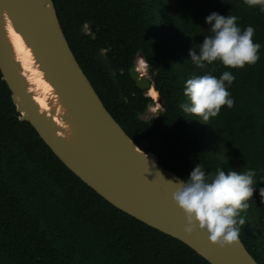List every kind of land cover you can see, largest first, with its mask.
<instances>
[{
  "label": "trees",
  "instance_id": "1",
  "mask_svg": "<svg viewBox=\"0 0 264 264\" xmlns=\"http://www.w3.org/2000/svg\"><path fill=\"white\" fill-rule=\"evenodd\" d=\"M84 74L132 141L149 142L160 165L185 178L199 163L256 170L240 240L264 264V13L243 0H53ZM255 29L260 59L244 68L219 61L195 67L188 50L209 35L211 12ZM146 63L162 109L142 119L153 99L129 75ZM205 71L235 76L223 106L207 123L184 113V83ZM0 73V264H209L186 244L114 207L75 176L19 119Z\"/></svg>",
  "mask_w": 264,
  "mask_h": 264
},
{
  "label": "water",
  "instance_id": "2",
  "mask_svg": "<svg viewBox=\"0 0 264 264\" xmlns=\"http://www.w3.org/2000/svg\"><path fill=\"white\" fill-rule=\"evenodd\" d=\"M6 19L30 48L61 112L52 99L48 111L34 100L7 36ZM0 73L19 119L28 122L75 176L114 207L180 240L209 264H258L240 238L220 248L199 228L183 230L184 214L171 199L174 186L169 182L180 177L145 152L149 142L132 141L105 108L69 47L53 0H0ZM129 75L140 90L155 89L137 67H131ZM157 102L162 109L159 97Z\"/></svg>",
  "mask_w": 264,
  "mask_h": 264
},
{
  "label": "clouds",
  "instance_id": "3",
  "mask_svg": "<svg viewBox=\"0 0 264 264\" xmlns=\"http://www.w3.org/2000/svg\"><path fill=\"white\" fill-rule=\"evenodd\" d=\"M249 8H257L264 13V0H243ZM239 17L221 15L215 11L205 17L209 35H204L201 43L188 50L192 64L199 69L219 61L226 68H244L254 65L260 59L261 44L253 40L255 29L251 25L243 28L238 24ZM235 76L230 71L218 77L209 71L193 76L184 83L183 95L186 102L179 108L198 121L207 123L216 117L221 108H232L234 100L228 89ZM155 94V93H154ZM156 95V94H155ZM256 170H229L218 168L214 173H206L195 164L186 179L169 180L174 188L171 199L184 214L185 232L199 228L206 233L210 242L223 248L239 239L245 219L241 215L249 208L257 180ZM264 196V188L259 189Z\"/></svg>",
  "mask_w": 264,
  "mask_h": 264
},
{
  "label": "bare ground",
  "instance_id": "4",
  "mask_svg": "<svg viewBox=\"0 0 264 264\" xmlns=\"http://www.w3.org/2000/svg\"><path fill=\"white\" fill-rule=\"evenodd\" d=\"M6 32L7 36L12 44L14 55L17 61L21 65L22 73L28 80L29 90L33 92L34 100L39 104L42 110L48 111L50 109L49 99H52L57 106L58 113L61 112V107L57 103V96L52 86L44 79L42 71L38 69L35 63L32 52L28 46L25 45L22 37L18 34L8 19H6ZM144 61L137 66L138 72L144 74ZM155 93L156 95H152ZM148 94L153 98H157L158 93L155 89L151 88ZM55 120L60 124L58 117Z\"/></svg>",
  "mask_w": 264,
  "mask_h": 264
},
{
  "label": "rangeland",
  "instance_id": "5",
  "mask_svg": "<svg viewBox=\"0 0 264 264\" xmlns=\"http://www.w3.org/2000/svg\"><path fill=\"white\" fill-rule=\"evenodd\" d=\"M139 57V56H138ZM137 57V59H136V63H135V67H137V66H139L141 63H142V58H138ZM144 61V60H143ZM144 75L146 76V77H149L150 78V74H149V72H148V69H147V66H146V63L144 62ZM140 73V72H139ZM146 95H148V96H150L149 94H148V92H146ZM152 99H153V104H151L150 105V107L148 108V110L146 111V113L145 114H143L142 116H141V118L142 119H149L150 117H155L160 111H161V109L159 110V108H160V105H159V103L157 102V98L155 99V98H153L152 96H150ZM158 97V96H157Z\"/></svg>",
  "mask_w": 264,
  "mask_h": 264
},
{
  "label": "snow or ice",
  "instance_id": "6",
  "mask_svg": "<svg viewBox=\"0 0 264 264\" xmlns=\"http://www.w3.org/2000/svg\"><path fill=\"white\" fill-rule=\"evenodd\" d=\"M152 95H155L154 93H152Z\"/></svg>",
  "mask_w": 264,
  "mask_h": 264
}]
</instances>
